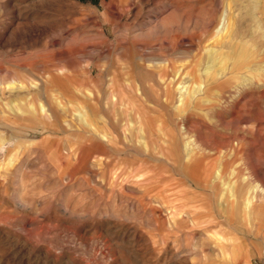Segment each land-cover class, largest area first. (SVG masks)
I'll list each match as a JSON object with an SVG mask.
<instances>
[{
  "label": "rangeland",
  "instance_id": "rangeland-1",
  "mask_svg": "<svg viewBox=\"0 0 264 264\" xmlns=\"http://www.w3.org/2000/svg\"><path fill=\"white\" fill-rule=\"evenodd\" d=\"M0 264H264V0H0Z\"/></svg>",
  "mask_w": 264,
  "mask_h": 264
}]
</instances>
